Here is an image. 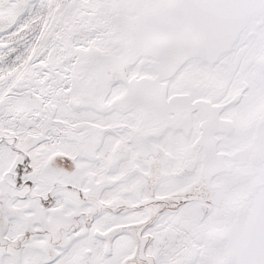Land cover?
<instances>
[{
	"label": "snow or ice",
	"instance_id": "obj_1",
	"mask_svg": "<svg viewBox=\"0 0 264 264\" xmlns=\"http://www.w3.org/2000/svg\"><path fill=\"white\" fill-rule=\"evenodd\" d=\"M0 264H264V0H0Z\"/></svg>",
	"mask_w": 264,
	"mask_h": 264
}]
</instances>
